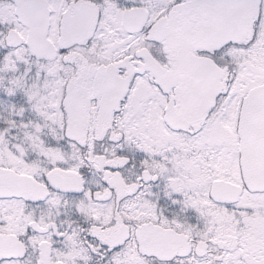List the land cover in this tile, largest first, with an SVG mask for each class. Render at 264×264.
<instances>
[{
  "label": "snow or ice",
  "instance_id": "snow-or-ice-1",
  "mask_svg": "<svg viewBox=\"0 0 264 264\" xmlns=\"http://www.w3.org/2000/svg\"><path fill=\"white\" fill-rule=\"evenodd\" d=\"M0 264H264V0H0Z\"/></svg>",
  "mask_w": 264,
  "mask_h": 264
}]
</instances>
